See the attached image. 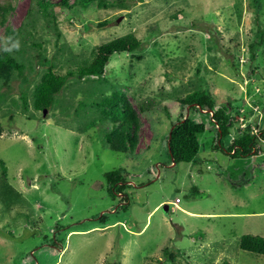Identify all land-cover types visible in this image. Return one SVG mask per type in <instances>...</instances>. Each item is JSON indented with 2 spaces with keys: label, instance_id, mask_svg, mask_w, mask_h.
Listing matches in <instances>:
<instances>
[{
  "label": "rangeland",
  "instance_id": "1",
  "mask_svg": "<svg viewBox=\"0 0 264 264\" xmlns=\"http://www.w3.org/2000/svg\"><path fill=\"white\" fill-rule=\"evenodd\" d=\"M10 1L6 25L19 30L25 52L21 75L0 79V264H264L240 245L245 235L264 237V46L254 47L258 56L251 47L264 30V0H128L121 8L96 0L72 20L56 7L57 25L36 0ZM132 33L141 48L115 54L103 78L72 77L46 114L34 109L49 65L65 75L92 61L98 45ZM4 35L0 24V48ZM196 91L240 112L223 145L210 110L180 103ZM120 92L140 119L138 144L126 151L108 144L113 122L100 107ZM182 115L207 130L196 161L176 164L167 137ZM248 126L256 148L235 154ZM114 171L123 178L111 192Z\"/></svg>",
  "mask_w": 264,
  "mask_h": 264
},
{
  "label": "trees",
  "instance_id": "2",
  "mask_svg": "<svg viewBox=\"0 0 264 264\" xmlns=\"http://www.w3.org/2000/svg\"><path fill=\"white\" fill-rule=\"evenodd\" d=\"M95 1L96 0H75L72 5L69 3V0H61L57 4H53L50 0H36V3L39 6L38 13L40 16L47 20V23H50L51 20H53L52 22L57 25L54 13V9L56 7L69 8L71 11L69 17L72 20L75 19L79 13L82 14L85 9L93 6ZM127 1L128 0H117L111 4H115L117 7L119 6L121 8L127 6ZM98 6L108 7V1L106 2V0H100ZM12 9L13 6L10 0H8L7 3H0V24L5 26V35L0 48V79L5 80L6 82L10 81L14 70L19 71V75H21L20 72L22 70V66L24 69V64H21L17 60V56L21 54V52H25L24 46L22 48L19 47L14 51L12 49V42L17 41L20 32L19 30H13L12 27L6 25L8 15ZM106 24L107 22L105 21L100 23V26H106ZM262 30L260 29L258 33V38L260 41L251 45L255 56L260 54L255 53L254 47L261 44V46H264V30ZM61 37L62 33L58 32V39ZM35 43H33L34 47L37 46L39 48L38 54L41 55L40 59L44 60L41 61L42 66L50 64L51 61L45 59V55L41 50L42 44ZM141 46L142 41L132 33L124 37L114 39L108 43L98 45L95 48V55L92 61L85 60L79 64V66L75 65L76 68L70 69L65 75L58 74L53 66L49 65L46 73L42 76L41 82L34 90V109L36 111H44L47 109L48 111V109L55 102L56 95L63 90L70 78L76 77L80 80L92 77L103 78L106 74L107 65L115 54L133 53L140 49ZM6 47L11 48V51H5L4 49ZM259 58L264 64V55H260ZM2 96L5 97V95ZM27 101L26 94L24 93L23 108L25 111L29 108V103ZM180 103L184 107L197 103L198 107H200L202 110H210L212 112V123L217 125L220 130L218 138H220L219 143L221 145H223V138L230 135L229 131L234 127V120L236 122H241L240 112H238L239 114L232 115V113H229L227 106L217 107L218 101H216L212 95H206L205 91H196L191 93L187 95ZM100 107L102 108L103 114L109 113L111 116L110 119L113 122V128L110 129L107 140L112 149L126 151L128 143L130 144L131 148H135L138 144L140 119L138 113L128 100L126 93H115L113 97L104 99ZM141 107V111L143 112L144 105ZM250 129L251 126L245 128L244 133H247L243 134L242 137H237L233 141L230 148L232 152L234 151V153L237 154L239 151H242V154L246 155L247 152H251L256 148L254 142L256 135L252 134V132H249ZM206 130L207 125L204 122H200L191 117L186 118L185 115H182L181 118H179L177 122L173 124L170 134L167 137L170 156L173 163L179 164L195 162L201 149L198 135L204 133ZM3 132L4 128L0 122V139ZM3 168L6 172L7 168H5V166H3ZM107 177L108 183L112 186L110 190L113 192L115 187L120 183V180H122V174L120 171H114L110 172ZM240 245L242 250L264 255V237L262 236L245 235L242 237Z\"/></svg>",
  "mask_w": 264,
  "mask_h": 264
},
{
  "label": "clouds",
  "instance_id": "3",
  "mask_svg": "<svg viewBox=\"0 0 264 264\" xmlns=\"http://www.w3.org/2000/svg\"><path fill=\"white\" fill-rule=\"evenodd\" d=\"M12 47L18 49L19 48V42L17 41L15 44L12 45ZM4 50L5 51H11V48L6 47Z\"/></svg>",
  "mask_w": 264,
  "mask_h": 264
},
{
  "label": "water",
  "instance_id": "4",
  "mask_svg": "<svg viewBox=\"0 0 264 264\" xmlns=\"http://www.w3.org/2000/svg\"><path fill=\"white\" fill-rule=\"evenodd\" d=\"M46 113H47V109L44 110V114H46Z\"/></svg>",
  "mask_w": 264,
  "mask_h": 264
}]
</instances>
